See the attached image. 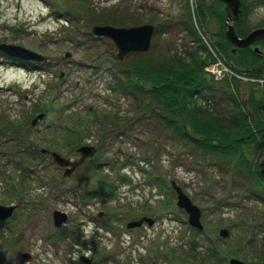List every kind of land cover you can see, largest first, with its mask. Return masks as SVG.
Masks as SVG:
<instances>
[{
    "label": "rangeland",
    "instance_id": "374dc122",
    "mask_svg": "<svg viewBox=\"0 0 264 264\" xmlns=\"http://www.w3.org/2000/svg\"><path fill=\"white\" fill-rule=\"evenodd\" d=\"M189 2L192 5L193 0ZM181 4V0H0V43L24 46L51 62L0 51V204L21 203L10 219L0 222V264H85L81 255L91 258L90 264H194L196 253L188 245L193 237L201 244L217 241L219 253L209 264H228L232 256L250 264L261 253V240L250 236L262 231L264 204L238 202V195L244 198L245 193L227 187V178L213 161L203 166L178 143L152 133L150 125L136 120L131 101L116 89L120 62L129 65L183 52L188 45L185 34L178 28L154 31L148 52L130 53L120 61L111 39L94 36L90 32L94 23L86 17V10L94 8L102 18L96 24H107L104 20L110 18L116 23L108 24L116 26L157 25L182 16ZM252 5L247 0L246 27L264 26V5ZM215 22L208 18L205 34L197 28L209 58L217 55L209 41L216 40L209 35L217 32ZM67 51L70 56H65ZM241 80L242 91L249 81ZM38 107L44 117L32 125ZM91 110L119 115L117 121L88 133L79 119H86ZM75 128L81 131V145L99 148L65 177L63 169L39 150L77 158ZM68 139L72 149L66 146ZM171 179L201 209L205 231L198 237L176 205ZM103 182L112 187V194H91ZM53 209L68 214L61 227L53 224ZM142 216L155 222L126 227ZM222 227L229 231L226 238L219 235ZM20 252L31 258L21 262Z\"/></svg>",
    "mask_w": 264,
    "mask_h": 264
},
{
    "label": "trees",
    "instance_id": "16d2710c",
    "mask_svg": "<svg viewBox=\"0 0 264 264\" xmlns=\"http://www.w3.org/2000/svg\"><path fill=\"white\" fill-rule=\"evenodd\" d=\"M203 1L193 0L191 5L189 0H181L182 16L155 25V31L160 34L173 28L180 29L187 37V48L183 52H170L165 57L159 55L146 62H131L129 65L120 62L118 78H115L116 89L121 97L131 101L132 111L137 113L136 120L140 124L150 125L152 133L156 132L170 143H178L203 166L213 161L219 173L227 178L225 185L245 193L244 198L238 195V202L250 199L264 204V177L259 171V160L264 153V84L247 82L248 87L241 91L242 80L236 76L215 81L204 71L205 65L215 61V57L209 58L207 44L198 29L205 34L208 18L213 17L217 32L209 35L216 36V40L209 38L211 43L208 42L217 51L216 57L235 73L252 78L264 77V38L250 46L237 48L236 53L232 54L230 49L233 45L224 33V3L215 0L212 5H206ZM240 1L239 17L233 21V25L238 36L242 37L255 28L246 27L249 14L247 0ZM252 1L253 5H264V0ZM117 11L114 9V12ZM86 12L89 23L102 22L94 8ZM104 21L107 24L116 23L110 18ZM118 24L126 26V23ZM254 48L261 52H256ZM201 51L208 55L202 56ZM36 110L41 112L42 107ZM87 114L86 119L79 121L88 133L93 127L113 123L119 115L95 110ZM121 118L126 119V114ZM72 131H77L74 132L75 138L80 144L82 136L78 135L81 131L76 128ZM69 141L72 140L68 139L66 146L72 149L74 144ZM112 191V187L103 182L91 194L105 196L112 194ZM190 229L197 237L205 231ZM261 230L260 234L250 236L252 240H261V253L250 264H264V226H261ZM188 245L196 253L194 264L213 263L219 253L216 240L201 244L193 237Z\"/></svg>",
    "mask_w": 264,
    "mask_h": 264
},
{
    "label": "water",
    "instance_id": "95a60500",
    "mask_svg": "<svg viewBox=\"0 0 264 264\" xmlns=\"http://www.w3.org/2000/svg\"><path fill=\"white\" fill-rule=\"evenodd\" d=\"M225 4V35L229 42L234 45V48H242L251 45L258 39L264 38V27H259L251 30L245 36H238L235 31L233 21L239 17L240 13V0H222ZM155 31V25L152 23H143L132 26H115L111 24H93L90 28V32L96 37H107L113 42L117 52L116 58L122 61L127 54L130 53H145L148 52L151 47V39ZM257 50V48H255ZM0 51L8 56L16 57L24 60H31L36 62L50 61L48 58L34 50L26 48L21 45L11 43H0ZM65 56H70V52H65ZM62 73H60V76ZM44 117V113L40 112L36 114L31 124ZM41 152L50 153L52 160L60 167H64V176H69L77 167L83 165L87 158L94 156L97 152V148L91 144H82L76 148V152L79 156L75 159L70 157H64L56 151H50L48 149H40ZM259 171L264 177V153L259 160ZM171 188L176 195V205L182 209L187 215V222L192 228L202 231L204 225L201 220V209L192 201V199L183 191V189L177 184L174 179L170 180ZM16 206L14 204L4 205L0 204V221H5L13 215ZM52 220L55 227H61L68 221V214L65 211L59 209L52 210ZM154 218L150 216H142L140 219L131 220L126 224L127 228L139 227L143 223L151 226L154 223ZM219 235L222 238H226L229 235L227 228H220ZM21 262L28 261L31 258V254L28 252L19 253ZM81 260L86 264L91 263V259L85 256L81 257ZM228 264H246L244 261L230 257Z\"/></svg>",
    "mask_w": 264,
    "mask_h": 264
},
{
    "label": "flooded vegetation",
    "instance_id": "af4514ba",
    "mask_svg": "<svg viewBox=\"0 0 264 264\" xmlns=\"http://www.w3.org/2000/svg\"><path fill=\"white\" fill-rule=\"evenodd\" d=\"M224 33H225V31H224ZM225 37H226V35H225ZM226 39H227V38H226ZM227 40H228V39H227ZM258 40H259V39H258ZM228 41H229V40H228ZM256 41H257V40H256ZM249 46H250V45H249ZM254 49H255V48H254ZM236 50H237V48H234V45H233V47L230 49V52H231L232 54H234V53H236ZM255 51H256V52H261L260 50H258V48H257V50H255ZM215 58H217V57H215ZM47 64H51V62H49V63H47ZM97 147L99 148V145H98ZM39 151H40V150H39ZM44 154H47V155L50 156V158H51V155H50L48 152H45ZM70 158H71V157H70ZM51 159H52V158H51ZM72 159H74V158H72ZM90 159H91V158H90ZM86 160H88V159H86ZM86 160H85V162H86ZM85 162H84V164H85ZM58 167H59V168H62V169H63V172H64V169H65L64 167H60V166H58ZM77 168H78V167H77ZM77 168H76V169H77ZM76 169H75V170H76ZM75 170H74V171H75ZM74 171H73V172H74ZM71 175H72V174H71ZM63 176H64V175H63ZM16 202H19V201H16ZM19 203H20V202H19ZM19 203H13V202H12V203H9V204H14V205L16 206V208H17V206L21 205V203H20V204H19ZM9 204H8V205H9ZM6 205H7V204H6ZM16 208H15V209H16ZM12 216H13V215H12ZM12 216H11V217H12ZM11 217H10V218H11ZM26 217H27V216H26ZM10 218H9V219H10ZM7 220H8V219H6L5 221H7ZM5 221H0V222L2 223V222H5ZM81 256H82V255H81ZM90 259H91V258H90ZM80 260H81V257H80ZM91 263H92V259H91Z\"/></svg>",
    "mask_w": 264,
    "mask_h": 264
},
{
    "label": "built area",
    "instance_id": "2783aa9c",
    "mask_svg": "<svg viewBox=\"0 0 264 264\" xmlns=\"http://www.w3.org/2000/svg\"><path fill=\"white\" fill-rule=\"evenodd\" d=\"M208 69L217 77L221 76L224 72L227 71V68L221 62H216Z\"/></svg>",
    "mask_w": 264,
    "mask_h": 264
}]
</instances>
